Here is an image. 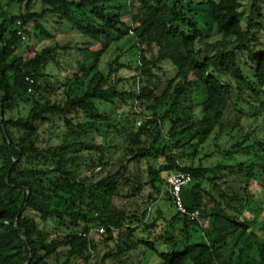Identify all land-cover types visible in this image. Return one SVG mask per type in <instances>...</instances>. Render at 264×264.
Returning <instances> with one entry per match:
<instances>
[{
  "label": "trees",
  "instance_id": "obj_1",
  "mask_svg": "<svg viewBox=\"0 0 264 264\" xmlns=\"http://www.w3.org/2000/svg\"><path fill=\"white\" fill-rule=\"evenodd\" d=\"M243 1L202 0L205 29L194 0H0V264H88L101 244L102 264H264L251 191L264 188V138L243 123L250 112L264 124V0L247 18ZM51 18L89 41L74 68L68 46L24 56L29 28L53 38ZM53 126L60 144L42 147ZM178 172L192 178L185 214L169 186ZM146 188L170 219L130 208ZM160 220L163 234L146 237Z\"/></svg>",
  "mask_w": 264,
  "mask_h": 264
},
{
  "label": "rangeland",
  "instance_id": "obj_2",
  "mask_svg": "<svg viewBox=\"0 0 264 264\" xmlns=\"http://www.w3.org/2000/svg\"><path fill=\"white\" fill-rule=\"evenodd\" d=\"M252 1L253 0H244L243 1V7L241 9V12L243 13V15L245 16V18H247L249 15H250V7L252 5ZM3 4L6 5L7 4V0H2ZM195 2V8L194 10L196 11V13L198 14V16H200L202 14V16L199 18V25L202 27V28H205V29H208V27H206V24L208 23L205 16H204V10L201 9L198 5L202 2V0H194ZM6 12H11V13H18L17 9L16 8H9V7H6L5 8ZM41 11V7L40 5L37 3L34 8H33V12H37L39 13ZM204 16V17H203ZM55 20H58V19H55V18H51V19H48V21H45V26H46V29L48 30V32L50 34H52L53 38L51 40H47V39H44V40H38L35 36V34L33 33L32 29L29 28L30 30V34L28 36H25L26 37V40H25V44L23 46V50L25 51L24 52V56H33L35 55L37 52H39L41 49H43L44 47H48V46H53L55 44H59L60 46L62 47H70V49L68 50V52H62V57H64L63 59H66V60H63V65L65 68H74V65H75V62H77V60L80 59V55L79 53L75 50V47H84L86 46L85 44L87 42H89L87 39H84V38H81L76 32H73L70 27L68 25H56L54 22ZM128 23V22H127ZM219 38L217 37V35H215V33H212L211 35V41H216L218 40ZM120 47H122L124 50H127L130 46L129 45H125L124 43H121L120 44ZM96 48V47H95ZM115 46L112 47L110 49V52L107 56L104 57V59L102 60V67H105L106 64L109 62V60H114L116 58V56L118 54H120L121 52L120 51H114L115 50ZM22 50V51H23ZM128 60L130 61V58L128 56ZM131 65H135L134 62L131 63ZM50 71L52 72V74H57V68L51 66L50 67ZM167 76L168 77H171L172 76V69L171 68H168V71H167ZM123 77H129L130 74L128 71H123L122 74ZM61 79V77H60ZM122 88H125L126 90H130L131 89V86L128 85V84H125L124 86H122ZM245 116L248 118V119H252L254 120L253 123H249V122H246V121H243L244 125H246V130L245 132L249 131V132H256V136L255 138L257 140H260L262 138H264V124H261V120L259 119H256L254 116V113H250L248 112L247 114H245ZM141 121V120H139ZM138 121V123H139ZM246 122V123H245ZM63 130L62 129H58V127L56 126H53L52 129L50 131L47 130V128L45 129H42V132H41V146H46L48 145L49 143H51V146H57L60 144L61 142V138L60 140L56 139L55 135L54 134H62ZM55 137V138H54ZM51 138H54L51 142ZM232 141H236V139H232ZM213 144L211 142L210 146L211 148H213ZM207 153L209 152H212V149L211 150H207L206 151ZM205 152V153H206ZM220 160L222 161V163H225L227 165H234L235 163H238L240 162V158L239 157H235L234 159L231 158V159H222L220 158ZM82 172L83 174H86V167H83L82 168ZM96 173L99 172V169H97L95 171ZM251 191L253 193H255L258 197V199L261 201L263 200L264 201V188L260 185H258L257 183H252L251 185ZM151 191L146 188L143 195L141 197H139L138 199L134 200L133 203L130 204V208L133 210V209H139V210H143L144 208L146 209H150L151 211V214L149 217H154L157 215V208L160 207L162 209V211L164 212V216L165 218H168L170 219V217L174 214V209L172 207H170L168 205V202L164 200V196L160 199L158 198L156 203L154 202V199L152 200H147V196H150ZM155 196V195H153ZM157 196H155V200H156ZM153 204V206L151 207V205ZM264 214V213H263ZM158 216V215H157ZM167 228V223L163 220H160L158 222V227L150 234H148V236L146 237H149L150 239L152 238H157L159 235H162L163 234V231ZM97 230H93L91 234H93V238H95L96 242H102L103 240L100 239V237H103L105 238L106 235L104 234V232L102 230H99V235H97ZM61 236V234H60ZM263 237H264V232H263ZM142 238V237H140ZM108 251V249H106L102 244L98 247V250L97 251H92L91 252V260L88 264H102L101 261H102V258L103 256L106 254V252ZM148 262V261H147ZM147 262L145 261L144 264H147ZM75 264H86L84 263V261L82 260H79L77 261ZM128 264V263H126Z\"/></svg>",
  "mask_w": 264,
  "mask_h": 264
},
{
  "label": "built area",
  "instance_id": "obj_3",
  "mask_svg": "<svg viewBox=\"0 0 264 264\" xmlns=\"http://www.w3.org/2000/svg\"><path fill=\"white\" fill-rule=\"evenodd\" d=\"M192 178L189 174L178 172L169 178V186L171 188V194L174 199L176 209L181 214H185L187 209L185 208L182 200L183 190L191 184Z\"/></svg>",
  "mask_w": 264,
  "mask_h": 264
},
{
  "label": "water",
  "instance_id": "obj_4",
  "mask_svg": "<svg viewBox=\"0 0 264 264\" xmlns=\"http://www.w3.org/2000/svg\"><path fill=\"white\" fill-rule=\"evenodd\" d=\"M182 200L185 208L187 210H192L195 206V198L194 196L188 191V190H183L182 192Z\"/></svg>",
  "mask_w": 264,
  "mask_h": 264
},
{
  "label": "clouds",
  "instance_id": "obj_5",
  "mask_svg": "<svg viewBox=\"0 0 264 264\" xmlns=\"http://www.w3.org/2000/svg\"><path fill=\"white\" fill-rule=\"evenodd\" d=\"M185 190V189H184Z\"/></svg>",
  "mask_w": 264,
  "mask_h": 264
}]
</instances>
